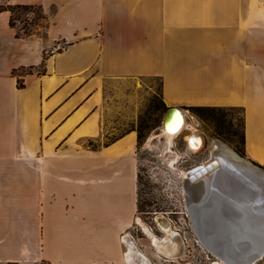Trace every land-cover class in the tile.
Segmentation results:
<instances>
[{
    "label": "crops",
    "instance_id": "obj_1",
    "mask_svg": "<svg viewBox=\"0 0 264 264\" xmlns=\"http://www.w3.org/2000/svg\"><path fill=\"white\" fill-rule=\"evenodd\" d=\"M18 5L44 25L18 36ZM149 79L167 107L242 109L264 167V0H0V247L33 226L55 263H127Z\"/></svg>",
    "mask_w": 264,
    "mask_h": 264
},
{
    "label": "rangeland",
    "instance_id": "obj_2",
    "mask_svg": "<svg viewBox=\"0 0 264 264\" xmlns=\"http://www.w3.org/2000/svg\"><path fill=\"white\" fill-rule=\"evenodd\" d=\"M31 11L34 13L31 14V20L26 27L33 31L42 18L38 7ZM28 12L23 9L15 11L14 17L24 20ZM41 24L44 25L42 22ZM145 82L149 84L144 90V103L136 124L142 134L138 143L139 178L136 218L140 217L145 224L155 225L154 213H164L171 219L173 228L181 234L185 243L180 255L173 258L165 256L152 246L151 238L144 235L134 223L131 230L138 242L136 245H139L140 251L149 258L150 264H213L218 260L217 256L205 247L193 228L191 218L188 217L189 214L186 215L187 208H185L184 193L182 192V171L189 170L207 160L211 156L214 139H219L237 155L250 160L244 152L242 143L243 110L240 108H219L212 115L208 114L204 119H201L188 108V112L195 116V119L186 120H188V124L195 125L197 131L202 134L203 145L196 152L190 151L186 142V136L190 129L186 127L174 138L173 147L170 149L165 137L158 136L149 139L161 128L165 109L160 97V81L149 79ZM172 161H175L174 165H172ZM156 234L160 237L164 236L158 230H156ZM41 249L39 230L32 226L29 244L0 247V264H60L48 259L44 249L43 252ZM162 256L167 257L170 261H164Z\"/></svg>",
    "mask_w": 264,
    "mask_h": 264
},
{
    "label": "bare ground",
    "instance_id": "obj_3",
    "mask_svg": "<svg viewBox=\"0 0 264 264\" xmlns=\"http://www.w3.org/2000/svg\"><path fill=\"white\" fill-rule=\"evenodd\" d=\"M186 119L184 116L178 130L171 133L161 126L149 139L165 137L171 149L174 138L187 127L190 129L186 136L187 147L196 152L202 147L204 137ZM234 158L235 153L229 152L226 146L214 145L207 160L182 171V192L193 228L208 250L224 264H258L264 260V249L256 257L248 259H245V252L259 250L264 245V174L238 163ZM174 163L172 161V165ZM201 172L203 174L197 176ZM155 220L165 234L164 238H158L140 217L136 218L159 253L167 254L163 246L168 243H172L170 245L174 248L182 243L184 245L181 234L176 230L182 243L175 238L176 233L165 215L159 213ZM240 241H246L247 245L241 247ZM127 242V264H144L149 261L138 246L132 243L133 240L127 239ZM209 243L217 252L211 249Z\"/></svg>",
    "mask_w": 264,
    "mask_h": 264
},
{
    "label": "water",
    "instance_id": "obj_4",
    "mask_svg": "<svg viewBox=\"0 0 264 264\" xmlns=\"http://www.w3.org/2000/svg\"><path fill=\"white\" fill-rule=\"evenodd\" d=\"M184 116H186L185 109H182V108L176 107V106L168 107V109L164 113V117H163V121H162L163 129H165L166 131L171 132V133L176 131V130H178L181 127L182 123H183ZM214 145L215 146H220V147L226 146V148L228 149L229 152L235 153L231 148H229L226 144L221 142L219 139H214V141L212 143L211 152H212V149H213ZM234 159L238 163H240V164H242L244 166H248V167H250L251 169H253V170L257 171V172H260V173L264 174V168L262 166L257 165V164H255L254 162H252L250 160L249 161L245 160V158L240 157L236 153H235V158ZM202 174H203V172L199 173V175L197 174V176H201ZM260 210H263V209H260ZM239 244H240L241 247H245L247 245V242L246 241H240ZM209 245H210V243H209ZM236 246H238V245H236ZM211 249H213L214 251L217 252L216 248H213L212 246H211ZM263 249H264V245L259 250H255L253 252L246 251L245 254L247 253L248 255L246 254L245 259H248L251 256H255L256 257L259 254V252H262ZM241 261H244V259H242ZM213 264H218V263L216 261V262H213Z\"/></svg>",
    "mask_w": 264,
    "mask_h": 264
},
{
    "label": "built area",
    "instance_id": "obj_5",
    "mask_svg": "<svg viewBox=\"0 0 264 264\" xmlns=\"http://www.w3.org/2000/svg\"><path fill=\"white\" fill-rule=\"evenodd\" d=\"M33 13H34V11H31V12L29 11L27 13L26 19H24V20H22L20 18H15L14 17V25H13V27H16L17 28V35L18 36L23 37V36H26V35H28V34H30L32 32V31L28 30V27H26V25L29 23V20H31V14H33ZM68 46H69V41L67 39L59 38V39H57V40L54 41V43L51 45V47L49 49L46 50L45 54L46 55H48V54L53 55L55 53H58V52H61V51L66 50L68 48ZM186 117H187V119H189V118L190 119H195V116H193L190 112H188V110H186ZM156 214H157V212L154 213V222H155V225H148L147 223L146 224L149 226V228L151 229V231H153V232L156 233V230H158V231H160L164 235V233L160 230V228L158 226V223L155 220V215ZM162 214L165 215L164 213H162ZM186 215H188V211L186 212ZM188 217H189V215H188ZM167 218L170 221L169 223H170L171 227H173L172 224H171V219L169 217H167ZM134 223L137 225L136 227L139 228L141 230V232L145 235L142 227L140 225H138V223L135 220H134ZM133 227H134V224L131 226V228L128 231L129 232V235L127 234L128 235L127 239L133 240V241L136 242V244H138L135 236L133 235V231L131 230ZM125 235H126V233L123 234V236H122V242L124 243V245L126 246V248H128V242H127V240L125 238ZM162 259L164 261H167V262L170 261L165 256H162Z\"/></svg>",
    "mask_w": 264,
    "mask_h": 264
},
{
    "label": "trees",
    "instance_id": "obj_6",
    "mask_svg": "<svg viewBox=\"0 0 264 264\" xmlns=\"http://www.w3.org/2000/svg\"><path fill=\"white\" fill-rule=\"evenodd\" d=\"M35 7L38 6H27V5H18V6H12L9 9L11 10V19H10V23L13 26L14 25V12L15 11H21V9H23L24 11H30L32 9H34ZM39 8V7H38ZM41 17V14H40ZM161 97V94H160ZM161 102H162V106L165 109V111L168 109V107L166 106V104L164 103V101L161 98ZM219 108H223V107H215V106H192L189 107V109L194 112L199 118L204 119L206 115H212V113H214L217 109ZM165 113V112H164ZM138 130V138L139 140L142 138V134L139 132ZM242 143L243 145L245 144V119L243 122V131H242Z\"/></svg>",
    "mask_w": 264,
    "mask_h": 264
},
{
    "label": "flooded vegetation",
    "instance_id": "obj_7",
    "mask_svg": "<svg viewBox=\"0 0 264 264\" xmlns=\"http://www.w3.org/2000/svg\"><path fill=\"white\" fill-rule=\"evenodd\" d=\"M255 163V162H254ZM261 166V165H260ZM263 167V166H262ZM172 228V227H171ZM173 229V228H172ZM174 230V229H173ZM174 232L176 233L175 234V238L179 241H181V239H180V235L174 230ZM155 233V232H154ZM155 235H157L156 233H155ZM164 236H165V234H164ZM164 236L163 237H160V236H158L157 235V237L158 238H164ZM174 238V237H173ZM179 241V242H180ZM133 244H136L134 241L132 242ZM181 243H182V241H181ZM170 244H172V243H168V245H166V246H163V248L165 249V251L167 252V254L165 255V256H169V257H176V255H180V253L182 252V250H183V243L181 244V245H179L177 248H174V247H172ZM171 248H173V249H171ZM156 249V248H155ZM146 264H150V262L148 261V262H145ZM144 263V264H145ZM217 263L218 264H224V263H222V261L220 260V259H218L217 260Z\"/></svg>",
    "mask_w": 264,
    "mask_h": 264
}]
</instances>
